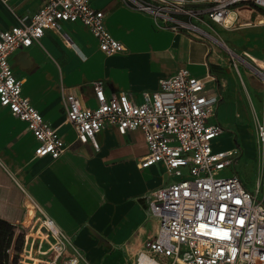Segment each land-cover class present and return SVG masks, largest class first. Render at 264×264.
<instances>
[{
    "label": "crops",
    "instance_id": "crops-1",
    "mask_svg": "<svg viewBox=\"0 0 264 264\" xmlns=\"http://www.w3.org/2000/svg\"><path fill=\"white\" fill-rule=\"evenodd\" d=\"M92 6L104 11L106 26L124 51L106 55L87 26L62 22L60 32L46 31L32 46L10 57L24 96L58 131L67 148L59 158L36 156L37 140L27 123L0 105V264H19L17 253L24 247L27 228L41 217L52 219L88 264L133 263L156 236L158 221L149 214V198L153 190L174 179L164 164L142 163L149 149L140 130L122 135L107 126L96 135L98 149L91 142H80L67 120L63 87H73L91 107L96 106L94 81L104 82L107 95L125 92L140 102L144 91H155L162 79L186 68L194 77L210 73L215 78L208 83L220 97L212 123L223 129L212 142L215 151L234 148L240 144L238 136H247L252 121L262 122L263 82L232 62L226 30L258 29L249 34V47L246 39L231 38L239 49L237 56L263 61L262 50H250L264 48L263 9L238 6L233 27L205 26L222 32L211 33L215 39L208 40L159 29L149 14L126 0H92ZM40 7L41 0H0V31L28 22ZM262 65L257 66L264 71ZM224 135L227 143L220 148L217 140ZM239 149L241 156H249L246 164L261 182L264 156L255 147ZM43 235L30 230L28 237L37 240Z\"/></svg>",
    "mask_w": 264,
    "mask_h": 264
},
{
    "label": "built area",
    "instance_id": "built-area-1",
    "mask_svg": "<svg viewBox=\"0 0 264 264\" xmlns=\"http://www.w3.org/2000/svg\"><path fill=\"white\" fill-rule=\"evenodd\" d=\"M126 1L149 14L159 29L210 39L215 38L205 26L233 27L235 19L230 26L226 19L238 6L264 10V0ZM62 22L87 26L106 55L125 49L92 0H41L28 22L0 31V105L27 123L37 140L38 157L59 158L67 146L24 96L10 57L32 46L46 31L60 32ZM211 80L215 78L210 73L197 78L182 68L162 79L155 91H144L140 102L125 92L107 95L104 82L94 81V107L85 105L73 87H63L67 120L80 142H91L98 149L96 135L107 126L122 135L140 130L149 149L142 163L160 162L174 179L151 192L149 214L158 221L157 233L129 264H264V193L262 198L258 195L262 182L250 192L234 171L241 156L238 147L214 150L212 142L223 129L212 123L220 97L209 87ZM258 140L264 142V126L258 127ZM30 228L41 231L45 239H28L27 229L24 247L17 253L19 264H88L52 219L41 217ZM28 243L40 260L25 262L22 252Z\"/></svg>",
    "mask_w": 264,
    "mask_h": 264
},
{
    "label": "rangeland",
    "instance_id": "rangeland-1",
    "mask_svg": "<svg viewBox=\"0 0 264 264\" xmlns=\"http://www.w3.org/2000/svg\"><path fill=\"white\" fill-rule=\"evenodd\" d=\"M208 30V32L212 33L213 35L217 36L218 34L222 33L220 28H216V30H212L209 28H206ZM255 31H258V29L255 28H245L242 27L240 30L236 31V32H231L226 30V43L231 47V49L234 51H230L229 53L231 54V59L232 62H236L237 64L241 65L242 67H245L247 70L249 71H253V73L259 77L262 82H263V78L257 74L256 72H254V70L252 69V67H256L258 69L259 66L257 65H262V62H264V48L263 49H259V48H250V50L252 49V51H259L262 50V54L259 55V57H261L263 59V61H261L260 59H256V58H251L250 56L247 55H239L237 56L235 53L239 52V49L233 44L232 42V38L231 36H234L236 39L238 40H242V39H246L245 41V45L249 47V43H248V36L249 34H253L255 33ZM219 38V36H218ZM242 38V39H241ZM208 39V38H206ZM220 39V38H219ZM209 40V39H208ZM215 43V42H214ZM250 58V59H249ZM246 63H245V62ZM251 61H254V64ZM264 66V65H262ZM241 67V68H242ZM263 73L264 71L262 69H260ZM262 86L264 87V82L262 83ZM264 101V98L263 100ZM220 118L222 119V117L220 116ZM214 122H217L216 117L214 118ZM261 124L264 126V110H263V114H262V122ZM223 125V124H222ZM258 125L254 124V122L252 121L251 124L249 126H247V136L242 138L241 136H238L239 138V143L241 144H234L233 147H239L242 148L243 150L246 148L247 149H251V147H255L257 153L261 154L264 151V142L258 140ZM224 130L227 131L228 128H226V126L223 125ZM234 139L232 138V141ZM227 143L226 140V135H224L223 137H219V139L217 140V146L221 147H225ZM246 145V146H245ZM249 160V156L245 153L244 156H240L239 158L236 159L235 161V166H234V171L240 176L241 180L243 181L244 185L247 187V189L250 192H256L257 191V185H258V173L249 165H247V161ZM260 181L262 182V186H261V191L258 194L259 197H263V193H264V180H263V176L261 177ZM30 223H26V226L29 227ZM28 230H30L31 228H27ZM32 231H35L34 229H32Z\"/></svg>",
    "mask_w": 264,
    "mask_h": 264
},
{
    "label": "bare ground",
    "instance_id": "bare-ground-1",
    "mask_svg": "<svg viewBox=\"0 0 264 264\" xmlns=\"http://www.w3.org/2000/svg\"><path fill=\"white\" fill-rule=\"evenodd\" d=\"M234 19H235V13L233 12L226 19L227 26H230L233 23ZM252 69L264 79V73L260 69H258L256 67H252ZM258 127L260 130V127H263V125L259 124ZM42 238L45 239V236L43 235ZM22 254H23V257L25 258L26 263H32L33 260L38 261L41 259L38 256L37 251L34 248H32V246L29 243L25 246V250L22 252ZM145 262L146 261H143V263H145Z\"/></svg>",
    "mask_w": 264,
    "mask_h": 264
}]
</instances>
